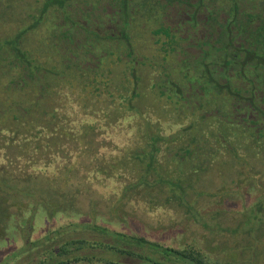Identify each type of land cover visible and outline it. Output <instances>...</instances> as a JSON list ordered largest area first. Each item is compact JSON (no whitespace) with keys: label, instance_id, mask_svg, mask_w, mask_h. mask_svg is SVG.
Here are the masks:
<instances>
[{"label":"trees","instance_id":"16d2710c","mask_svg":"<svg viewBox=\"0 0 264 264\" xmlns=\"http://www.w3.org/2000/svg\"><path fill=\"white\" fill-rule=\"evenodd\" d=\"M129 1L115 0L108 3L104 16L117 13L120 19L101 23L96 12L88 15L91 18H83L85 13L78 12L75 0H40L34 5L28 0H19L21 3L16 5L21 8V12L16 15L21 24L4 27L7 19H3V25H0V119L8 121L0 126V149L6 151L10 163L8 166L20 170L24 169L21 164L25 167L29 165V160L60 157L62 152H58L57 148L64 140L69 143L74 139L76 141L72 142L84 145V138L93 135L90 133L94 129L93 125L84 121L78 124L74 121L68 125L63 121V106L52 109L44 107L38 114L35 113L36 108L40 109V101L58 87L65 88L66 92L69 88L86 90L90 86L94 93L84 91L88 96L85 99L83 96L78 98L82 104L102 100L104 95L110 97L113 100L110 104H113L117 99L113 96L115 77L112 75L118 73L124 75L121 76L122 85L126 83V87L132 88L126 93L121 91L118 96L120 99L126 97L123 99L127 101V106H107L99 111L97 104H94L95 109L91 114L98 111V114L115 122L132 111L141 120V125L136 127L139 133L147 134L150 138L148 141H151L142 144L141 140L135 147L125 151L123 161L130 163L133 158L138 173L123 183L122 195L147 189L145 193L150 200L153 189L157 190L158 197L164 193L169 202L188 206L190 195H187L197 188L198 178L194 182L190 181L186 169L197 177L199 174L196 172L210 166L213 157L221 156L220 172L225 173L221 168L229 161L224 158V154L227 155L228 148L234 147L238 150L236 156L249 163V158L243 157L244 153H252L258 159L264 157V0H153L152 4L136 0L141 7L144 5L146 12H149L147 4H151V16L155 23L152 28L155 37L153 44L159 45L164 57L161 61L162 73L153 76L151 83L152 88L156 87L155 98L166 99V103L173 105L168 110L164 108V113L173 108L178 111L182 109L191 112L194 121L205 122L204 125L197 124L199 135L191 133L194 122L176 134H162L158 128H154L152 135L148 134L147 128L152 124L144 118L145 113L141 110L145 103L139 93L140 73L132 67L133 62L124 65L121 61L125 58L123 51H130V55L138 52L132 42L135 32L134 28L130 29L134 24L131 16L135 11ZM160 1L165 7L161 8L162 20L159 24L153 11L161 5ZM114 6L120 8L116 10ZM16 7L12 4L8 6L10 12H14ZM3 15L0 14L2 18ZM180 16L184 18L179 19ZM172 20L177 22L173 23ZM14 21L16 23L18 20ZM48 21L51 24L46 26L45 32L50 38L46 34L47 43L44 44L36 40L35 31ZM51 44L53 49L49 50ZM97 44H103L101 53L108 57L105 59L107 69L99 68V71L94 72L96 68L75 60L81 51H86L85 46L92 51ZM170 56L174 58L171 63ZM116 62L123 65H117ZM102 65L103 62L100 67ZM117 66L122 69L119 70ZM128 69L132 70V74ZM62 92L58 95H62ZM36 116L40 117L36 120ZM73 130L76 133L74 136L71 133ZM50 146H54L53 149ZM241 161L236 162L237 173L229 175L241 177ZM5 165H0V172L7 168ZM55 173L46 179L54 177L63 182L70 179V184L76 189L75 197L85 193L86 189L88 196L97 191L92 186L79 188L75 185L77 181H74L73 175L81 177L76 166H66ZM25 174L35 179V175L29 171ZM82 175L85 177V170ZM13 178H17L15 174L13 177L6 173L0 175V186L11 188L14 196L24 194L25 189L20 190L10 184ZM224 181H221V185ZM33 190L31 194L39 195L40 191L45 193L47 189L41 185L40 191L36 188ZM36 197L38 200L31 207L30 203L22 202L25 208L21 212L32 213L28 224L40 202L50 207L40 196ZM252 209L256 221L264 217V197ZM188 212L198 217L193 208H188ZM3 215L7 221L11 214L5 212ZM77 228L91 233L58 240L59 244L43 253V257L47 256L48 259L44 258L42 264H222L194 245H166L141 234L114 230L90 221L61 226L52 232L49 240ZM234 231L239 230L235 228ZM30 259L32 256L27 261L30 262Z\"/></svg>","mask_w":264,"mask_h":264},{"label":"rangeland","instance_id":"374dc122","mask_svg":"<svg viewBox=\"0 0 264 264\" xmlns=\"http://www.w3.org/2000/svg\"><path fill=\"white\" fill-rule=\"evenodd\" d=\"M28 1L34 5L40 0ZM75 1L78 12L85 13L82 16L83 18H91L88 15L96 12V16L101 19V23L120 19L117 13H112V16H104L105 6L115 0ZM146 1L153 3V0ZM20 3L19 0H0V14H5L3 15L4 18L0 16V25H3V19H7L4 27L21 24L19 16L16 15L21 12V8L18 6ZM11 4L14 7L17 6L14 12H10L8 8ZM129 4H133L135 11L132 18L134 24L132 23L130 29L134 28L135 33L132 42L136 45L138 52L135 55H130L128 53L130 51H123L125 58L121 61L124 65L133 62L132 67L140 73L141 87L139 86V93L141 92L142 102L145 103V107L141 110L145 113L144 118H147L152 124L147 128L148 134L152 135L154 128H158L162 134H176L193 122L195 127L191 133L196 134L199 129L197 124L204 125L205 122L194 121L193 114L182 109L178 111L173 108L168 111L169 113L170 110H174L172 113H164V108L168 110L173 105L166 103V99L155 98L154 88L156 87L152 88L151 83L153 76L162 73L160 70L162 69V55L159 45L153 44V41L155 42L152 33V28L155 27L154 17L149 12L144 13V5L140 8L143 13L138 15L137 13H140V11L137 8L141 5L138 1L133 0L132 2L130 0ZM155 10L159 11L156 12L158 18L162 16L159 7ZM12 14L18 20L16 23ZM50 18H52L51 14ZM180 18L184 17L180 16ZM172 22L177 21L172 20ZM49 24L51 22L48 21L44 27H37L38 31H35V33L38 42L47 43V35L49 38L50 35L45 30ZM102 47L103 44H97L91 51L88 46H85L86 51H81L75 61L86 63L88 67L93 69L96 68L94 72L99 68L107 69L105 59L108 57L106 58V55L101 53ZM52 49L53 45L51 44L49 50ZM87 52L92 53L87 54ZM173 59L170 56V63ZM116 61H119V59ZM100 62H103L101 67ZM116 63L117 65L122 64ZM117 67L119 70L122 69L121 66ZM128 70L132 74V70ZM92 76L94 75L92 74ZM112 76L115 77L112 88L113 96L114 99H117L113 104H110L113 100L107 95H104L102 100H93L94 103L89 101L86 105L82 104L78 98L83 96L85 99L88 96L86 93H94L91 91L90 86L86 90L69 88L70 90H66V92H64L65 88L60 89L58 87L52 89L50 94L43 101H40L38 105L41 106L40 109L36 108L35 113L38 114L44 107H51L52 109L55 106H63L61 110L63 121L68 125H72L74 121L77 124L84 121L89 125H93L94 129L90 133L94 136L90 135L91 137L84 138V145L79 142H72L76 141L74 139L69 143L64 140L57 148L59 149L58 152H62L60 157L42 160L38 158L37 160H29L30 162L27 159L29 165L25 167L20 163L24 168L20 169L21 171L18 170L19 168L15 170L12 165L8 166L10 163L7 161L6 151L0 149V165L6 164L4 167L7 166L6 169L0 172V175L6 173L13 177L15 174L17 178H13L10 184L17 189H25L24 194L14 196L15 193L12 192L11 188L0 186V264H42V260L47 258V256L43 257V253L59 244L58 240H64V237L70 238L91 233L88 230L77 228L58 235L54 240H49L52 232H55L61 226L89 221L90 223L104 224L114 230L141 234L166 245L177 247L194 245L205 251L211 259L219 260L222 264H264V217L256 221L257 217H255V211L252 209L255 203L264 197V157L254 158L252 153L245 154L242 151L244 153L243 157L249 158V163L245 159L236 156L235 152L238 154V150L234 147L228 148L227 155L224 154V158L229 161L228 163L225 162L221 168L223 169L221 171L225 173L221 174L220 172L221 156L213 157L212 161H214L210 166L196 172L199 174L197 177L196 174L193 175L189 173V169H186L188 179L191 178L190 181L194 182L198 178L197 188H193L187 195H190V201L187 199L189 201L188 206H183L177 202H169L164 193L158 197L157 190L153 189L150 200L145 193L147 189L133 191L123 196V190L121 191L123 183L138 173L133 158L130 163L123 161L125 151L135 147L136 143H140L141 140H143L142 144H145L150 138L147 137V134L139 133V129L136 127L141 125V120L132 111L127 112L125 118L121 117L115 122H111L108 117L98 114V111L96 114H91L95 109L94 104H97V110L99 111L106 109L107 106H118L119 108L120 106H127V101L123 99L126 97L120 99L118 96L121 91L126 93L127 90L129 92L132 88L126 87V83L122 85L121 76L124 77V75L115 73ZM61 92L62 95H58ZM78 95L80 96L77 97ZM132 102L134 103V101ZM84 106H87V108L84 109ZM39 117L36 116L35 119L37 120ZM5 121L0 119V126L8 123V121ZM45 124L48 125V123ZM71 133L73 136L76 134L74 130ZM149 142L151 141L149 140ZM50 147L53 149L54 146ZM170 150L169 153H171ZM240 159L242 160L240 168L243 167L241 177L239 175H229V173H237L235 166L236 162H240ZM13 162L17 163V161ZM170 164L169 162L168 165L171 166L172 164ZM70 165L72 167L76 166L81 172V177H74L73 175L74 181H77L75 183L77 187L84 188L86 185L87 188L92 186L97 191L88 196L86 195L88 193L86 189L85 193L76 194L77 197H75L76 189H73L75 186L72 187L70 179L66 182L57 181L54 177L46 179V177L54 175L55 172H59ZM41 168H45L43 169L45 171ZM83 170H85V177L82 175ZM28 171L35 175V179L31 175L25 174ZM222 180H226L223 185H221ZM41 185L46 187L45 193L40 191ZM33 188L40 191L39 195L30 193L34 191ZM36 196H40L39 198L46 201L50 207L47 208L40 202L31 223L28 224V218L32 213L21 212L22 208H25L22 202L30 203L29 206L31 207L38 200ZM92 200L94 204H92ZM190 207L195 210L198 217L188 212ZM5 212L11 214L7 217V221L3 215ZM235 228L239 231L235 232ZM26 244H28L27 248L25 247ZM25 248L26 252H23ZM31 256L32 259L28 262L27 260Z\"/></svg>","mask_w":264,"mask_h":264},{"label":"flooded vegetation","instance_id":"af4514ba","mask_svg":"<svg viewBox=\"0 0 264 264\" xmlns=\"http://www.w3.org/2000/svg\"><path fill=\"white\" fill-rule=\"evenodd\" d=\"M146 1V0H145ZM161 2V5L159 4V8L161 9V8H164L163 7V4H162V1H160ZM153 3H154V1H153ZM148 5V7H147V10L149 11V13L151 14V4L149 3V4H147ZM114 8L117 10V9H119L120 7H118V6H114ZM131 8H133V4H131ZM140 8H141V6H140ZM139 8V10L138 11H140V14H141V12L143 11V10H141ZM179 9L180 10H178V14H180V11H181V7H179ZM192 9H194V8H192ZM191 9V10H192ZM110 10H111V8H110ZM109 10V11H110ZM133 10H134V8H133ZM113 11V10H112ZM162 11V10H161ZM156 12H158V10H156V11H153V15H155V13ZM129 14H130V12H128ZM143 13V12H142ZM144 13H146V8L144 9ZM137 14H139V13H137ZM131 15V14H130ZM133 16H134V13H133V15L131 16L132 18H133ZM157 18H158V15L156 16ZM161 20H162V16H160L158 19H157V22L160 24L161 23ZM189 24V23H188ZM189 26V25H188ZM187 27V26H186ZM194 34H197V32H195ZM162 57V59L164 58L163 56H161ZM154 62H156V61H154ZM162 65H163V63H162ZM116 68V67H115Z\"/></svg>","mask_w":264,"mask_h":264}]
</instances>
